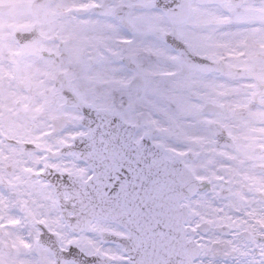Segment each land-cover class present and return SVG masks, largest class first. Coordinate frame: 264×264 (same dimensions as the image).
Listing matches in <instances>:
<instances>
[{"label": "snow or ice", "instance_id": "6c2138e0", "mask_svg": "<svg viewBox=\"0 0 264 264\" xmlns=\"http://www.w3.org/2000/svg\"><path fill=\"white\" fill-rule=\"evenodd\" d=\"M0 264H264V0H0Z\"/></svg>", "mask_w": 264, "mask_h": 264}]
</instances>
